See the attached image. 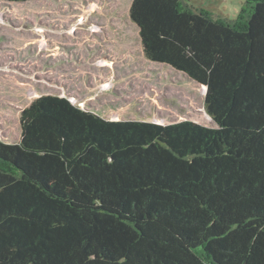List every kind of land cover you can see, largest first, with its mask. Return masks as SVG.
I'll return each instance as SVG.
<instances>
[{"label": "trees", "instance_id": "obj_1", "mask_svg": "<svg viewBox=\"0 0 264 264\" xmlns=\"http://www.w3.org/2000/svg\"><path fill=\"white\" fill-rule=\"evenodd\" d=\"M128 14L147 61L206 88L216 127L35 98L0 141V264H264V0Z\"/></svg>", "mask_w": 264, "mask_h": 264}, {"label": "rangeland", "instance_id": "obj_2", "mask_svg": "<svg viewBox=\"0 0 264 264\" xmlns=\"http://www.w3.org/2000/svg\"><path fill=\"white\" fill-rule=\"evenodd\" d=\"M183 1L231 19L246 0ZM131 2L0 1V141H19L20 112L43 95L112 121L216 127L205 109V87L144 58Z\"/></svg>", "mask_w": 264, "mask_h": 264}, {"label": "built area", "instance_id": "obj_3", "mask_svg": "<svg viewBox=\"0 0 264 264\" xmlns=\"http://www.w3.org/2000/svg\"><path fill=\"white\" fill-rule=\"evenodd\" d=\"M224 1H228V0H224Z\"/></svg>", "mask_w": 264, "mask_h": 264}]
</instances>
